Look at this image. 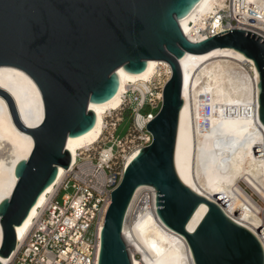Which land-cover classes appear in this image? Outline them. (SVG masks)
<instances>
[{
    "label": "water",
    "instance_id": "water-1",
    "mask_svg": "<svg viewBox=\"0 0 264 264\" xmlns=\"http://www.w3.org/2000/svg\"><path fill=\"white\" fill-rule=\"evenodd\" d=\"M200 1L0 0V67L29 75L44 103L43 122L27 128L11 97L0 90L16 127L34 141L28 159L16 166L18 182L11 196L0 204L1 258L9 259L16 250V228L55 183L59 168H71L68 139L95 127L97 117L90 104L106 103L117 94L120 68L140 74L149 61H159L170 65L172 75L163 91L162 106L147 125L152 143L139 150L111 194L100 235L99 264H133L124 227L142 187L155 190L158 217L185 238L195 264H264L260 240L217 203L187 187L175 167L184 106L180 60L186 53L234 49L252 60L260 77L259 119L264 125V39L233 30L193 44L180 21ZM201 204L208 206V212L196 230L189 232L188 224Z\"/></svg>",
    "mask_w": 264,
    "mask_h": 264
},
{
    "label": "bare ground",
    "instance_id": "bare-ground-1",
    "mask_svg": "<svg viewBox=\"0 0 264 264\" xmlns=\"http://www.w3.org/2000/svg\"><path fill=\"white\" fill-rule=\"evenodd\" d=\"M254 2L255 0H249ZM223 0H201L191 13L180 21L185 36L193 44H202L208 37L200 29L212 18ZM211 27L219 30L220 22L212 18ZM251 62V71L245 63ZM149 61L143 73L130 74L123 68L117 72L120 86L108 102L90 104L96 114L95 127L78 138H69L66 149L76 162L77 152L86 150L102 137L105 115L122 106L123 95L129 85L146 84L160 70L159 64ZM183 73L184 106L180 115L175 167L181 181L198 195L217 203L239 225L258 235L264 245L261 230L264 224V125L259 119V73L254 62L234 49H217L204 54L186 53L180 60ZM0 90L7 93L15 105L20 122L36 128L44 120L41 92L25 72L0 67ZM205 106L210 108L206 114ZM34 147L33 138L15 125L7 101L0 96V204L8 199L18 179L15 169L28 159ZM136 152L126 167L138 155ZM109 153H105L107 157ZM67 170L59 168L58 183ZM48 187L31 210L26 221L16 228L17 241L28 234L39 210L47 203L54 185ZM251 190V194L242 186ZM148 192L142 198V195ZM208 212L201 204L188 224L189 232L200 225ZM103 225L100 226L99 237ZM264 235V233H263ZM124 236L131 250L133 264H195L185 238L167 228L157 215L156 192L153 188H139L129 208ZM3 231L0 218V248ZM140 254L142 259L135 258ZM2 264L9 259L1 258Z\"/></svg>",
    "mask_w": 264,
    "mask_h": 264
},
{
    "label": "built area",
    "instance_id": "built-area-1",
    "mask_svg": "<svg viewBox=\"0 0 264 264\" xmlns=\"http://www.w3.org/2000/svg\"><path fill=\"white\" fill-rule=\"evenodd\" d=\"M212 18L220 22L217 31L210 25ZM212 18L200 29L208 39L233 30L264 39V0H223V6L215 10ZM168 66L169 74L168 67L160 63V71L151 81L127 87L122 106L105 115L100 140L77 152L76 162L55 183L24 240L17 241L8 264H99V231L111 205V194L123 179L128 159L152 143L147 125L162 106L163 91L172 75ZM244 66L253 68L251 62ZM127 109L132 112V124L125 137L119 138L116 132ZM205 111L209 115L210 108L205 106ZM105 153H109L107 157ZM62 193L64 197L59 201ZM257 199L264 207V202ZM256 231L264 236V226Z\"/></svg>",
    "mask_w": 264,
    "mask_h": 264
},
{
    "label": "rangeland",
    "instance_id": "rangeland-1",
    "mask_svg": "<svg viewBox=\"0 0 264 264\" xmlns=\"http://www.w3.org/2000/svg\"><path fill=\"white\" fill-rule=\"evenodd\" d=\"M248 69V68H247ZM249 71H251V69H248ZM147 111V110H145ZM125 117H124V121L119 125L118 129H117V132H116V136L119 137V138H124L125 135L128 133L129 129H130V126L132 124V112L130 109H127L124 113ZM5 152L3 150H0V154L3 155ZM242 186L251 194V190L248 189L244 184H242ZM72 191H69L68 193H71ZM64 194L65 193H62L60 195V198H59V201H61L64 197ZM148 192H145L143 195H142V198L147 195ZM252 195V194H251ZM256 200L257 197H254ZM135 258L138 259V260H141L142 257L140 254H135Z\"/></svg>",
    "mask_w": 264,
    "mask_h": 264
}]
</instances>
